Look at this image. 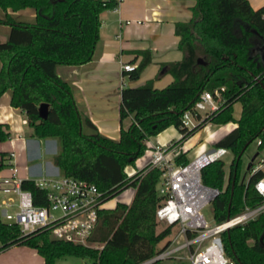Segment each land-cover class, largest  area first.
I'll use <instances>...</instances> for the list:
<instances>
[{
	"label": "trees",
	"instance_id": "obj_1",
	"mask_svg": "<svg viewBox=\"0 0 264 264\" xmlns=\"http://www.w3.org/2000/svg\"><path fill=\"white\" fill-rule=\"evenodd\" d=\"M116 4V0H0V28L8 30L6 40L0 42V96L9 93V105L24 113L30 136L56 139L53 163L60 174L92 183L103 191L104 200L124 188H134L128 205L116 203L113 209L98 210L88 238V242L101 243L98 248L48 237L44 229L21 234L16 224L0 220V250L13 245L34 248L43 264H54L66 255L87 258L90 264H139L153 256L171 237L169 227L155 232L161 170L145 165L128 177L124 168L143 154L148 137L168 126L178 130L180 142L209 122L235 123L212 143L232 153L226 184L222 160L201 169L202 183L218 190L210 203L213 219L224 221L245 205L261 202L254 188L261 170L250 173L249 168L245 181L237 180L236 174L250 142L260 140L257 150L264 148V4L252 9L247 0H190L189 21L174 25L182 56L159 66L172 81L159 89L152 87L151 80L123 87L118 139H113L89 125L75 105L71 85L58 77L55 67L92 60L99 41L98 15ZM26 7L34 9L33 18L16 19L13 12ZM135 54L141 56L140 61L124 71L131 80L151 61L148 50ZM220 87L223 102L218 110L192 129L182 127L181 113L199 93ZM236 102L240 113L234 120ZM40 103L48 106L45 119L38 116ZM84 124L91 129L83 130ZM8 137V127L0 123V142ZM4 155L0 151V167L5 165ZM174 160L177 164L188 161L184 153ZM21 188L32 193L34 204H44V191L31 179H23ZM221 240L234 264H264V212L229 227Z\"/></svg>",
	"mask_w": 264,
	"mask_h": 264
},
{
	"label": "built area",
	"instance_id": "obj_2",
	"mask_svg": "<svg viewBox=\"0 0 264 264\" xmlns=\"http://www.w3.org/2000/svg\"><path fill=\"white\" fill-rule=\"evenodd\" d=\"M133 67L127 62L120 66L122 71ZM223 90L220 87L199 93L192 105L181 113V126L192 129L218 110L223 102ZM178 140L151 144L148 149L150 158L147 165L161 170L157 183V194L161 200L154 218L163 227L170 228L171 237L163 248L139 264L169 258H185L189 264H234L225 254L221 234L229 227L242 225L264 212V156L255 161L257 153L250 167V173L262 172L254 184L261 202L255 206L245 205L240 212L224 221L213 219L209 222L202 210L211 203L218 190L202 183L201 169L212 161L221 160L229 150L211 145L196 151L187 162L177 164L174 159L181 153ZM255 142L259 145L260 140ZM3 157L5 165L0 167V220L8 225L16 224L21 234L44 229L48 237L87 244L97 223V212L103 208V191L86 180L60 173L41 176L31 180L44 191V204H34L32 193L21 188L23 178L16 173L14 153L7 152Z\"/></svg>",
	"mask_w": 264,
	"mask_h": 264
},
{
	"label": "crops",
	"instance_id": "obj_3",
	"mask_svg": "<svg viewBox=\"0 0 264 264\" xmlns=\"http://www.w3.org/2000/svg\"><path fill=\"white\" fill-rule=\"evenodd\" d=\"M116 1L115 8L104 10L98 15L99 41L94 48L92 60L77 66L60 64L55 67L58 77L71 85L75 105L87 118L89 125L100 134L113 139H118L122 88L140 86L151 80L152 87L159 89L172 81V76L159 70V66L160 63L175 62L181 58L182 53L177 48L179 37L174 33V25L176 22L189 21L191 15L190 0ZM247 2L252 9L264 4V0ZM34 14V9L30 7L13 12L16 19L23 21L31 20ZM7 31V27L0 28V42L6 40ZM142 50L149 51L151 61L142 69L137 79H128L120 68L121 63L127 62L136 66L141 56L135 52ZM9 99L8 92L0 96V123L5 124L9 132V137L0 142V151L5 154L10 151L14 153L16 173L23 179L59 174L53 163L56 150L50 141L52 138L30 136V127L24 113L17 107H11ZM127 122L128 120L124 123ZM89 125L84 124L83 130L89 131ZM215 130L210 133L206 131L208 141L204 140L197 145L195 151L207 148V144L212 145L214 140L211 141L210 136ZM179 137L178 130L173 126L164 128L145 140L143 154L134 161L141 158L140 164L143 168L150 158L148 149L151 144L174 142ZM43 140L46 141L45 145L41 143ZM189 147V139L179 142L180 152L188 160L190 158L186 154ZM129 165L124 168L127 176L136 171V168L128 169ZM116 202L118 201L113 197L112 202L103 208L113 209ZM181 260H185V263L177 264H189L185 258ZM0 264H43V258L34 248L13 245L0 250Z\"/></svg>",
	"mask_w": 264,
	"mask_h": 264
},
{
	"label": "rangeland",
	"instance_id": "obj_4",
	"mask_svg": "<svg viewBox=\"0 0 264 264\" xmlns=\"http://www.w3.org/2000/svg\"><path fill=\"white\" fill-rule=\"evenodd\" d=\"M239 113H240V104L238 102H236L233 104V109H232V117L234 118V120H237L239 118L238 117ZM206 126H207L206 128H208V129H206V128L202 129V127H199L189 137H187V139H189V141H190V147L188 148L187 154H186V156L188 158L192 159L194 157V155L196 153L195 150H196L197 145L202 143L204 140L208 141L209 138H207V135H205L206 131H208L207 133H210L211 131L216 129L215 132L213 133V135L210 136V138L212 139L211 141L214 140V142H215L216 140H218L219 138L224 136L226 134V132H228L230 129H232L234 127V123L231 121L226 122L225 124H214V123L209 122L206 124ZM50 141L54 145V149L57 150L58 146H57L56 139L52 138ZM41 143L45 145L46 141L43 140V141H41ZM210 146H211L210 144H207V148H210ZM256 146H257L256 142L252 141L244 148L243 154L239 158V164H238L239 169H238V172L236 174L237 180L243 179V181H244L247 179L249 171H248L246 165H249L250 167H251V165H253L254 159L256 156L254 157L253 160H251V157L255 153H257V152L259 153V155L256 157L255 161H258V159L261 156H264V148L257 150ZM142 159H144V158H142ZM231 159H232V153L230 151H228L227 154L221 158V160L223 162V168H224V177H223L224 185L227 182V176H228V172L230 170L229 163H230ZM140 160H141V158L137 159L136 161H134L132 164H130L128 166L129 168L128 167L127 168L131 169V170L133 168H136V171L141 170L142 166L140 164ZM127 168H126V170H127ZM133 192H134V188L132 186H129V187L124 188L121 191H119L113 197L116 199V201H118L116 203L128 204L131 197H132ZM113 197L104 200L103 201V207H107V205L112 202ZM202 212H203L204 217H206V219L209 222H212L213 216H212L211 205L210 204L207 205L202 210ZM162 228H163L162 223H156L155 232L160 231ZM87 244L91 247H94V248H98L101 246V243H99V242L98 243L88 242ZM161 244H162V242L159 243V245H161ZM10 247H7V248H10ZM7 248H5V249H7ZM177 262L185 263V260L180 261L177 259L169 258V259L157 261L155 264H177ZM54 264H90V261L87 258L81 259V258L73 256V255H66L65 257L55 259Z\"/></svg>",
	"mask_w": 264,
	"mask_h": 264
},
{
	"label": "water",
	"instance_id": "obj_5",
	"mask_svg": "<svg viewBox=\"0 0 264 264\" xmlns=\"http://www.w3.org/2000/svg\"><path fill=\"white\" fill-rule=\"evenodd\" d=\"M38 116L41 118V119H45L46 115H47V109H48V106L46 103H40L38 105ZM257 155V153H255L252 157H251V160L254 159V157ZM247 166V169L250 168L249 165H246Z\"/></svg>",
	"mask_w": 264,
	"mask_h": 264
}]
</instances>
